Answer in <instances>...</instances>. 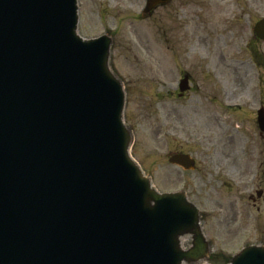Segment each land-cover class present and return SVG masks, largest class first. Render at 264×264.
<instances>
[{"label": "water", "instance_id": "water-1", "mask_svg": "<svg viewBox=\"0 0 264 264\" xmlns=\"http://www.w3.org/2000/svg\"><path fill=\"white\" fill-rule=\"evenodd\" d=\"M78 11V0H0V264L212 259L200 209L158 191L132 156L113 39L82 37ZM254 31L264 39V19ZM170 161L195 167L189 154ZM228 264H264V245Z\"/></svg>", "mask_w": 264, "mask_h": 264}, {"label": "rangeland", "instance_id": "rangeland-1", "mask_svg": "<svg viewBox=\"0 0 264 264\" xmlns=\"http://www.w3.org/2000/svg\"><path fill=\"white\" fill-rule=\"evenodd\" d=\"M145 4L79 0L78 30L113 34L133 155L160 191L184 189L203 210L215 253L201 264H227L246 243H264V40L253 32L264 0H172L147 15ZM184 74L192 89L180 96ZM176 152L196 168L169 162Z\"/></svg>", "mask_w": 264, "mask_h": 264}]
</instances>
